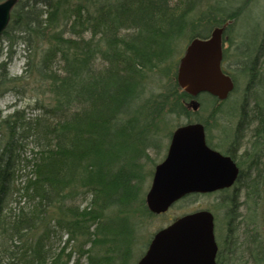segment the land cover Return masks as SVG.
Wrapping results in <instances>:
<instances>
[{
  "label": "trees",
  "instance_id": "16d2710c",
  "mask_svg": "<svg viewBox=\"0 0 264 264\" xmlns=\"http://www.w3.org/2000/svg\"><path fill=\"white\" fill-rule=\"evenodd\" d=\"M200 2L18 0L0 36V96L26 92L35 76L52 104L37 100L33 109L42 116L35 118L16 105L6 116L0 110V134L6 137L0 143V264H81L83 257L86 264H128L135 212L155 215L142 195L148 145L159 142L171 114L186 115L187 123L199 121L209 131L223 102L207 93L213 99L209 114L195 118L197 112L186 106L192 96L177 80L181 39L207 38L212 28L230 22L227 33L240 15V7L226 11L219 5L198 13ZM19 42L26 61L21 75H11ZM263 43L245 39L231 59L248 77L245 92L248 97L251 91L254 104L242 120L250 116L252 137L240 153L242 125L234 137H225L226 153L241 168L242 192L237 188L230 198L234 213L228 234L217 240V264L248 256L264 262ZM227 54L224 49L223 62ZM22 163L31 166L25 174ZM87 194L91 199L83 206ZM58 231L68 235L67 243L53 249ZM71 241L79 243L77 257L68 250ZM101 249L105 254H98Z\"/></svg>",
  "mask_w": 264,
  "mask_h": 264
},
{
  "label": "water",
  "instance_id": "95a60500",
  "mask_svg": "<svg viewBox=\"0 0 264 264\" xmlns=\"http://www.w3.org/2000/svg\"><path fill=\"white\" fill-rule=\"evenodd\" d=\"M18 0L0 2V36L8 27ZM216 27L210 37L192 39L180 58L177 80L193 98L189 109L198 110L196 97L208 92L225 100L235 88L222 68L225 27ZM165 160L157 165L146 195L154 213L167 211L187 194L208 193L230 187L239 168L231 156L208 146L205 126L192 122L177 127ZM214 214L207 209L185 214L159 230L138 264H217L218 244Z\"/></svg>",
  "mask_w": 264,
  "mask_h": 264
},
{
  "label": "rangeland",
  "instance_id": "374dc122",
  "mask_svg": "<svg viewBox=\"0 0 264 264\" xmlns=\"http://www.w3.org/2000/svg\"><path fill=\"white\" fill-rule=\"evenodd\" d=\"M212 5H219L226 11H234L237 10L239 7L241 8V10L239 17L237 18L234 24V28L228 31L227 33L225 32L224 35L226 36V38L224 39L223 44V49L228 50L227 59L223 62V66L227 72L234 73L237 76L235 79L236 90L233 91L226 100H224L223 102L221 101L222 103L220 106V112L216 117V121L212 120L214 126H212L211 129L207 131V137L209 143L212 144L213 147H216L221 151H225V149L230 144V141L227 140V138L225 137H234L236 129L240 124V126L242 125L240 137L243 138H241L237 143L236 149H241L240 151L243 152L244 150H246V147H249V143L251 140L250 137L252 136L251 127H249L247 124L250 116H247L244 120H242V117L244 113L250 112L251 107H253L254 100L251 101V91L249 92L250 94L248 93V97L245 92L248 77L240 72L241 65L234 61H231V59L232 57L237 58L235 52L236 45L241 48V46H243L241 43L245 39L253 40L254 38H257L261 40L264 38V0H204V2H200L197 5V11L198 13L207 11ZM228 25L229 24H227V26ZM190 41L191 39L187 37H183L181 39L179 43L180 53L177 56L179 59L183 56ZM2 43L4 46H6L8 44V41L4 40V42L2 41ZM13 49L15 50V54L13 61L10 64L9 70L11 75H21L24 69V62L26 61V52L24 50L23 44L20 42L15 44ZM233 51L235 56L233 55ZM261 53V59L264 60V43ZM58 65H56V67H58ZM29 80L31 84L27 88L26 92L18 94L17 92L8 90L0 96V110L2 111L4 116L12 112L16 105V108H25L27 115L32 118H35L42 114L41 110L33 109L37 100L40 99L44 101L46 105L52 104V96L50 94H46L44 96L41 93L42 89L38 86L35 76L34 78ZM154 87H156L155 92H159V86ZM197 99L200 102V107L197 111H195L197 112V115L196 113H194L193 117L199 116L200 118H204L209 114V107L212 105L213 101L212 96L207 93H202L201 96H198ZM202 101L206 103V107L204 104H202ZM187 122L188 117L186 115L177 116L176 114H171L167 116L165 122L162 123V129L156 138H158L159 143H161L164 147H160L159 149H156L154 151H147L149 158L145 159L143 162L144 168L142 170L143 172H145L142 190L143 197L146 196L147 192L150 189L155 164L160 162V160L164 157L166 148L165 146L169 142V137H171L170 132L172 133L178 126L186 124ZM5 140L6 137H3L0 134V143L2 146L5 143ZM29 141H31V139H29ZM32 148L33 143L30 142V144H28V146L26 147L27 150L26 153L24 152V155L29 156L30 149ZM21 167V173L23 174H25L31 169V166L26 167L23 163L21 164ZM20 181L21 179H17L16 184L20 183ZM238 190H240V186L238 187ZM235 191V189H227L211 193L190 194L184 197L183 199L177 201L167 212L163 214H155L151 217L143 216L136 211V217H134L135 219H133L131 222V225H133L135 229V237L133 239V244L131 248L132 250H130L131 257L128 261V264L137 263V261L146 251L147 246L150 240L152 239L153 235L160 228L167 226L177 217L196 210L208 209L214 213L216 225V238L217 240L220 237L222 238L226 233L225 228L229 226V212L234 213V209H232L234 206L233 204H230L229 201L230 198L233 197V194H235ZM15 197L16 195H13L11 198L13 199ZM85 197L86 198L82 203L83 206L87 204L91 199L88 194ZM241 197L240 198L242 200L243 194ZM12 205L15 206V203H13ZM239 210L245 211L244 208H241ZM113 224L119 225V228H124V223L113 222ZM67 239L68 235L64 231H58V234L51 239L50 243L53 246L52 248H62L64 245H66ZM78 245L79 243L77 244V242L71 241L68 244V250H70L71 248L75 250L77 249ZM98 254L103 255L105 254V251L103 249L98 250ZM77 256H79V253L75 250L74 257ZM248 257L241 259L240 261H238L237 264H255L251 260V258ZM244 259L245 261L247 259V261L245 262ZM80 263L86 264V257H83ZM262 264H264V262Z\"/></svg>",
  "mask_w": 264,
  "mask_h": 264
},
{
  "label": "flooded vegetation",
  "instance_id": "af4514ba",
  "mask_svg": "<svg viewBox=\"0 0 264 264\" xmlns=\"http://www.w3.org/2000/svg\"><path fill=\"white\" fill-rule=\"evenodd\" d=\"M169 138H170V139H169V142H168V144L165 146L166 148H165L164 157L160 160V162L156 163L155 166H154L153 177H154V173H155V170H156L157 165L160 164V163H161L163 160H165V158L167 157V154H168V151H169V148H170V144H171V141H172V137H169ZM206 138H207V142H208L209 146H211L212 148H214V149H216V150H219L218 148L213 147L212 144L209 143V141H208V137H206ZM160 147H164V146H163L161 143H159V142H155L154 145H153V144H152V145H148L146 151H154V150H156V149H159ZM228 148H229V146H228L225 150H227ZM240 150H241V149H240ZM240 150H237V152H239ZM219 151H220L222 154H224L225 156H231L230 153H228V152L226 153V151H221V150H219ZM240 152H241V151H240ZM240 152H239V153H240ZM231 157H232V156H231ZM234 160H235V159H234ZM236 164H237V162H236ZM240 175H241V168L239 167V173H238L237 179H236V181L234 182V184L231 185L230 187L225 188V189H222V190H220V191L227 190V189H237V188L239 187V179H240ZM152 180H153V178H152ZM227 228H228V226L225 228V232L228 234V230H227ZM152 238H153V237H152ZM151 240H152V239H151ZM151 240H150V242H149V244H148V246H147L146 251L143 253V255L140 257V259L137 261L136 264L139 263V261L143 258V256H144L145 253L147 252V250H148V248H149V245H150V243H151Z\"/></svg>",
  "mask_w": 264,
  "mask_h": 264
},
{
  "label": "bare ground",
  "instance_id": "6f19581e",
  "mask_svg": "<svg viewBox=\"0 0 264 264\" xmlns=\"http://www.w3.org/2000/svg\"><path fill=\"white\" fill-rule=\"evenodd\" d=\"M223 26V25H222ZM222 26H216V27H222ZM216 27H214L213 29H212V31L216 28ZM212 31H210V35L208 36V37H210L211 36V34H212ZM225 32H226V28L224 29V32H223V35H222V41H223V44H224V39L226 38V36L224 35L225 34Z\"/></svg>",
  "mask_w": 264,
  "mask_h": 264
}]
</instances>
